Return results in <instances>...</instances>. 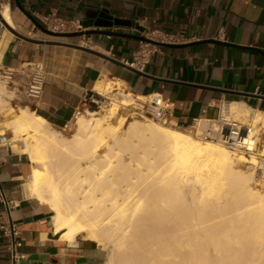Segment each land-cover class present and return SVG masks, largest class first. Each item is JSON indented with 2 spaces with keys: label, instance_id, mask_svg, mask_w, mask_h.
Wrapping results in <instances>:
<instances>
[{
  "label": "bare ground",
  "instance_id": "obj_1",
  "mask_svg": "<svg viewBox=\"0 0 264 264\" xmlns=\"http://www.w3.org/2000/svg\"><path fill=\"white\" fill-rule=\"evenodd\" d=\"M0 16L13 27L7 3ZM5 88L0 118L9 112ZM93 92L114 95L103 114L76 112L71 137L25 107L0 129L35 165L24 190L48 207L54 230L103 246L108 264H264V194L244 168L259 163L264 113L242 102L221 107L222 133L233 122L241 129L230 149L225 136L205 138L217 135L215 121L197 120L192 134L136 112L125 116L148 97L118 81L100 80ZM239 149L248 158L231 152Z\"/></svg>",
  "mask_w": 264,
  "mask_h": 264
},
{
  "label": "crops",
  "instance_id": "obj_2",
  "mask_svg": "<svg viewBox=\"0 0 264 264\" xmlns=\"http://www.w3.org/2000/svg\"><path fill=\"white\" fill-rule=\"evenodd\" d=\"M19 1L39 23L50 13L81 23L100 11L131 24L100 30L174 36L177 44H191L182 49H155L133 39L102 35L41 38L11 0L12 28L29 38L77 44L126 65L134 62L141 49L151 51L142 58L136 74L60 44L27 43L0 23V70L30 62L43 65L45 80L40 98L31 102L32 109L56 129L72 122L100 80L118 81L133 95H160L169 107L170 121L182 127L197 120L216 121L221 107L230 102H242L264 113V0ZM206 40L238 47L202 43ZM6 141L0 135V193L8 202L13 236L8 238L0 230V264H108V252L101 245L79 235L67 239L62 230H54L51 211L24 190L32 164ZM13 241L19 244L14 252Z\"/></svg>",
  "mask_w": 264,
  "mask_h": 264
},
{
  "label": "built area",
  "instance_id": "obj_3",
  "mask_svg": "<svg viewBox=\"0 0 264 264\" xmlns=\"http://www.w3.org/2000/svg\"><path fill=\"white\" fill-rule=\"evenodd\" d=\"M11 0H0V5L3 3L10 4ZM41 25L44 26L46 29L52 32L58 33H72L78 32L81 29V25L79 22H72L66 21L58 18L54 13L47 14L41 18ZM2 26V25H1ZM3 28V27H2ZM144 36L150 40L160 42V43H167V44H177L175 42L174 36ZM144 43L146 46H152V48H157V46L151 45L149 43ZM145 46V47H146ZM151 53L150 50L143 48L140 50V55L134 58V62L129 64L133 69L138 71L140 65L142 64V58ZM0 73L2 75L3 80L6 82V85L15 86L19 79L17 77L23 78L24 82L22 83L23 92L26 98H28L31 102H36L41 96L42 87L45 80V70L41 63L39 62H30L21 65L18 69H1ZM104 96H99L98 94L92 92L86 97L84 101V106H93L95 108H101V99ZM148 100L138 102L139 108L136 110V113L142 117L151 119L153 121L159 123H165L170 121V114H169V107L164 101V99L158 94H150L147 96ZM82 106V107H84ZM218 121V132L216 137L223 141L224 136L226 137L223 144H225L230 149L237 148V140H239V135L241 133V129L236 122H233L228 129V133L224 135L221 129L225 126L223 122ZM238 126H237V125ZM66 128V127H65ZM261 157L259 159V163L256 167L259 170H262V166H264V142L261 149ZM0 203L2 204V210L0 211V230L5 234L6 237L10 238L11 235L13 236V228L12 225L9 223L8 214H9V206L8 202L4 198V196L0 193ZM19 244L14 243L13 241V252L14 246H18Z\"/></svg>",
  "mask_w": 264,
  "mask_h": 264
},
{
  "label": "water",
  "instance_id": "obj_4",
  "mask_svg": "<svg viewBox=\"0 0 264 264\" xmlns=\"http://www.w3.org/2000/svg\"><path fill=\"white\" fill-rule=\"evenodd\" d=\"M14 6L33 24L34 28L37 29L39 32H41L43 35L53 38V39H73V38H78V37H83V36H96V35H102V36H109V37H118V38H126V39H133L136 41L140 42H145L149 43L151 45L157 46V47H164V48H170V49H182L185 47L190 46L191 44H167V43H160L156 42L153 40H150L144 36H140L137 34H126V33H118V32H109L105 30H100L101 28H112V27H120V28H129L131 27V24L129 22H126L124 20H118L111 18L108 16L105 12L102 13L100 11H95L93 12L92 16L87 17L88 19L86 21H83L80 23L82 30L78 32H72V33H58V32H52L48 29H46L44 26H42L39 22H37L32 16L29 15L28 12L22 7L21 3L19 0H13ZM0 23L1 25L8 30L13 36L16 38H19L27 43L31 44H36V45H43V44H60L63 46H67L73 49H77L92 55H95L97 57L103 58L111 63H114L118 66H121L123 68H126L132 72H135L136 74L140 73L138 70L133 69L131 66L123 64L113 58H110L108 56H105L101 53H98L90 48H86L83 46H79L77 44H72V43H66V42H53L51 40H37L33 38H29L27 36H24L14 30L13 28L9 27L1 18L0 16ZM96 27V30H88L89 27ZM202 43H210V44H220L224 46H229V47H238L234 46L228 43H223L220 41H215V40H206L203 41ZM245 49H251V48H245ZM259 52L258 50H255ZM261 53V52H260ZM264 98V97H262ZM227 132L225 131L224 134ZM244 134V133H243ZM242 134V135H243Z\"/></svg>",
  "mask_w": 264,
  "mask_h": 264
},
{
  "label": "rangeland",
  "instance_id": "obj_5",
  "mask_svg": "<svg viewBox=\"0 0 264 264\" xmlns=\"http://www.w3.org/2000/svg\"><path fill=\"white\" fill-rule=\"evenodd\" d=\"M36 36L41 37V38H49V37L43 35L38 30H37ZM17 78L19 79V82L15 86H12V85L8 86V85H6V82L3 80L2 75L0 73V85H4L6 87L5 88L6 90L4 92L5 95L2 96V98L4 100V108L6 110H9V112H7L3 115L4 118H2V117L0 118V129L6 127V124L8 123L9 120L17 117V113L18 112L21 113L20 109L22 107H25L27 109V111H33V109H32L33 104H31V101L25 97L24 92H23L22 83L24 82V80L21 77H17ZM113 95H114V92L104 96L101 99V108H99V109L95 108L93 106L85 105L84 107H81L79 110H77V112L84 114V112H86V111H96L99 114H103V112L105 111V108L103 106L107 105L110 102V100L113 98ZM146 100H148V99H143V101H146ZM135 112H136V110H132V111L130 110L129 113H125V116H130L132 113H135ZM121 115L123 116L124 114H121ZM137 116H140V115L137 114ZM137 116H136V114L133 115V117H137ZM130 117H132V115ZM157 123H159V122H157ZM194 123H192L190 126L182 127L180 125H176L172 121H167V122L163 123V125H166V126L171 125L174 128L185 129L187 131H190L193 134L194 131L191 130V126H193ZM159 124H162V123H159ZM215 124L217 126H219L217 120L215 121ZM57 130L60 131L61 136L66 137V138L71 137L76 132L75 118L72 120V122L66 128L57 129ZM204 135L205 134H202V136H204ZM10 136H11L10 130H7L5 132V134L3 135V137H6V138H8ZM206 137H208L207 139H211L213 141L219 140L218 136L217 137L213 136L212 133L209 136L205 135V138ZM260 138H261V141L264 142V130H262ZM18 145H19V147H21V141L18 142ZM14 151L15 152H21L20 148H17ZM231 152L236 154V155H242L243 157L248 158V154H247V152L244 151V149H239V150H234V151L231 150ZM32 166H35V165L32 164ZM244 168H245V171L253 173V182L251 184V187L253 188V190L257 193L264 194V172L262 170H259L256 166H250L246 163H244ZM189 177H192V175L190 174ZM107 252H108V250H107Z\"/></svg>",
  "mask_w": 264,
  "mask_h": 264
}]
</instances>
